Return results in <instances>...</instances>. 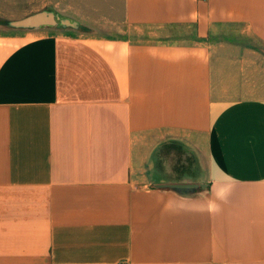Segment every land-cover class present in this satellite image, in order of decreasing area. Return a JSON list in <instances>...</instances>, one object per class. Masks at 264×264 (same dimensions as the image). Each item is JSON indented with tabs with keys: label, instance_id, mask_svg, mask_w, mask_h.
I'll return each instance as SVG.
<instances>
[{
	"label": "crops",
	"instance_id": "crops-1",
	"mask_svg": "<svg viewBox=\"0 0 264 264\" xmlns=\"http://www.w3.org/2000/svg\"><path fill=\"white\" fill-rule=\"evenodd\" d=\"M97 4L0 0V264H264V0Z\"/></svg>",
	"mask_w": 264,
	"mask_h": 264
},
{
	"label": "rangeland",
	"instance_id": "rangeland-1",
	"mask_svg": "<svg viewBox=\"0 0 264 264\" xmlns=\"http://www.w3.org/2000/svg\"><path fill=\"white\" fill-rule=\"evenodd\" d=\"M42 6V25L46 28L35 34L53 32L95 40L101 29L108 27L98 23L97 0H42Z\"/></svg>",
	"mask_w": 264,
	"mask_h": 264
},
{
	"label": "built area",
	"instance_id": "built-area-1",
	"mask_svg": "<svg viewBox=\"0 0 264 264\" xmlns=\"http://www.w3.org/2000/svg\"><path fill=\"white\" fill-rule=\"evenodd\" d=\"M120 264H128L127 262H121Z\"/></svg>",
	"mask_w": 264,
	"mask_h": 264
}]
</instances>
